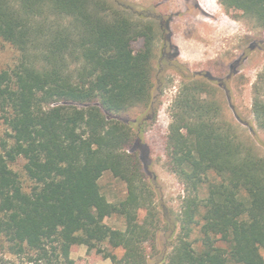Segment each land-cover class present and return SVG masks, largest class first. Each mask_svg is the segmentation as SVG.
<instances>
[{"label": "trees", "instance_id": "1", "mask_svg": "<svg viewBox=\"0 0 264 264\" xmlns=\"http://www.w3.org/2000/svg\"><path fill=\"white\" fill-rule=\"evenodd\" d=\"M218 2L264 27V0ZM154 39L151 23L107 0H0V41L17 52L0 71V246L46 264H74L79 245L111 264H149L161 220L130 150L135 133L113 116L150 103ZM261 90L264 74L253 100L264 127ZM171 113L168 166L187 194L171 251L154 264H264V157L223 118L207 81H183ZM106 171L126 184L123 200L100 192Z\"/></svg>", "mask_w": 264, "mask_h": 264}, {"label": "rangeland", "instance_id": "2", "mask_svg": "<svg viewBox=\"0 0 264 264\" xmlns=\"http://www.w3.org/2000/svg\"><path fill=\"white\" fill-rule=\"evenodd\" d=\"M107 1L123 9L134 21L151 23L155 32L150 103L113 116L128 123L135 133L130 150L139 156L154 193L161 226L155 249L148 246L146 250L149 264H154L171 251L187 194L185 184L170 171L167 156L171 112L183 81L190 78L207 81L209 95L219 103L223 118L232 124L239 139L264 157V127L253 112L255 91L260 89V76L264 74V27L249 21L240 11L226 12L218 0ZM142 45V39L136 40L134 50H140ZM16 58V50L0 41V71ZM5 132L0 117V140ZM21 165L13 168L23 176ZM99 185L110 202L123 200L127 194L126 184L109 171L102 174ZM139 215L141 219L145 211L141 210ZM104 221L113 228L125 227V219L119 215H108ZM191 238H197V230ZM87 252L86 245L73 246L70 257L74 264H111L110 258ZM37 256V252L28 248L14 252L7 243L0 246V264H46V260H38Z\"/></svg>", "mask_w": 264, "mask_h": 264}, {"label": "bare ground", "instance_id": "3", "mask_svg": "<svg viewBox=\"0 0 264 264\" xmlns=\"http://www.w3.org/2000/svg\"><path fill=\"white\" fill-rule=\"evenodd\" d=\"M212 7V6H211Z\"/></svg>", "mask_w": 264, "mask_h": 264}]
</instances>
